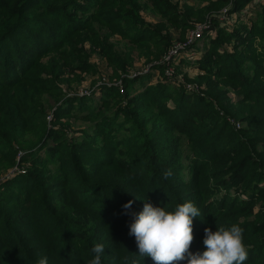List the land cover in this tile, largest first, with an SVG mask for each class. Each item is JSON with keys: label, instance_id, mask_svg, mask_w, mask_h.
I'll return each mask as SVG.
<instances>
[{"label": "trees", "instance_id": "trees-1", "mask_svg": "<svg viewBox=\"0 0 264 264\" xmlns=\"http://www.w3.org/2000/svg\"><path fill=\"white\" fill-rule=\"evenodd\" d=\"M194 1L0 0V160L25 172L0 185V264H90L95 244L101 264H155L129 235L128 201L136 213L190 201V251L205 250V228L235 223L244 264H264V0L243 14L255 0ZM196 22L202 54L167 60ZM133 50L155 84L132 69ZM94 54L116 83L64 93L99 72ZM177 64L196 78L178 79Z\"/></svg>", "mask_w": 264, "mask_h": 264}, {"label": "clouds", "instance_id": "clouds-1", "mask_svg": "<svg viewBox=\"0 0 264 264\" xmlns=\"http://www.w3.org/2000/svg\"><path fill=\"white\" fill-rule=\"evenodd\" d=\"M171 170L164 172V179L171 176ZM132 201L122 207L124 213L132 217L129 235L135 237L139 255L151 257L155 264H244L248 258L243 242V229L239 224L218 227L216 231L204 229L203 252L190 251L194 240L193 218L200 216L199 209L192 202L177 204L174 211L164 207H154L145 203L139 213L132 211ZM90 264H101L104 252L102 244H95ZM37 264H47V257Z\"/></svg>", "mask_w": 264, "mask_h": 264}, {"label": "rangeland", "instance_id": "rangeland-1", "mask_svg": "<svg viewBox=\"0 0 264 264\" xmlns=\"http://www.w3.org/2000/svg\"><path fill=\"white\" fill-rule=\"evenodd\" d=\"M174 1L178 4L179 11L183 10V8L185 6L194 7V8L200 7V4L198 2H195L194 0H174ZM259 1L260 0H258L256 3H254V2L248 3L246 5V7H244V9L241 10L240 12L242 14L245 10H248L251 12L252 11L251 9H253V7L255 5H257ZM142 16L144 17V19L147 22H150V23H155V22L161 20V18L150 9L142 12ZM236 18H237V16L235 15L234 22H235ZM197 25H199V22L191 24V26L186 30V32L184 34L185 35L184 38H186L189 35L190 31L194 30ZM170 31L175 35V37L180 36V34H179L180 31L178 30V28H170ZM110 41L114 44L116 50L125 49L126 42L121 37L114 35L110 38ZM199 43H201V46L195 48V51L187 50L186 52H183L182 54L178 55V57H176V59H178V60H180V59L195 60L198 56H200L202 54V51L204 50V48L202 46L203 40L197 41V45ZM223 48L229 49L228 46H224ZM131 53H132V57L135 60L134 61L135 64H134L132 69L141 73V74H144V75L146 73H148L149 81L147 84L148 85L149 84H152V85L155 84L156 83L155 80L159 76V72H157V71L149 72L148 69L144 68L143 60L138 56L137 50H133ZM91 60L97 66L99 72L95 75H92L89 73H83L82 74L83 81L81 82V84L71 86L70 90H68L67 87L63 86L64 93H78V94H80V93H83L85 90L90 89L94 84L116 83V81L113 77V72L111 71L110 67L107 64V61L103 57H101L97 54H94V55H92ZM177 62L178 61H176V63ZM176 66H177L178 71H179L178 79H182L184 76L185 77L187 76L190 79L196 78L197 75H196V72L194 71V69H192V66H186L185 64H183V65L177 64ZM98 95L99 94H97V96ZM97 99H99V98H96L95 100H97ZM96 103H98V101ZM83 125H84L83 123L74 122L73 128H77V127H80ZM26 137L31 139L33 136L27 135ZM20 155H21V152L18 153V156H20ZM22 169H24V167L19 169V170L21 171ZM13 170H16L15 167H10V168L6 167L5 163L0 160V185L13 180V178H16V176H18V175H22V173L15 174L16 172H14ZM25 170H27L26 167H25Z\"/></svg>", "mask_w": 264, "mask_h": 264}, {"label": "built area", "instance_id": "built-area-1", "mask_svg": "<svg viewBox=\"0 0 264 264\" xmlns=\"http://www.w3.org/2000/svg\"><path fill=\"white\" fill-rule=\"evenodd\" d=\"M234 17L235 14H228L226 9H223L220 13V18L219 21L223 25H231L234 22ZM202 31H203V26L202 25H197L194 30H191L189 35L187 36L186 40L183 43L176 44L174 48L168 53L167 55V60L171 57H178V55L182 54L183 52H186V48L193 44L194 42H197L201 39L202 37ZM47 120H50V116L47 117ZM233 124V122H231ZM238 128V124H234ZM16 169V168H15ZM14 172L17 173H22L24 174V170H13Z\"/></svg>", "mask_w": 264, "mask_h": 264}]
</instances>
